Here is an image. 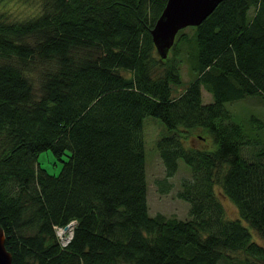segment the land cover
<instances>
[{"label": "trees", "instance_id": "1", "mask_svg": "<svg viewBox=\"0 0 264 264\" xmlns=\"http://www.w3.org/2000/svg\"><path fill=\"white\" fill-rule=\"evenodd\" d=\"M166 1L42 0L35 16L0 18V224L13 264H264L242 222L264 238V141L226 105L264 97V0H222L190 26L195 74L178 95V44L191 38L180 29L161 59L150 29ZM147 114L170 131L157 142L165 178L179 159L191 169L178 193L189 218L149 212ZM193 130L214 147L185 144ZM45 149L58 174L40 165ZM71 221L64 244L57 227Z\"/></svg>", "mask_w": 264, "mask_h": 264}, {"label": "rangeland", "instance_id": "2", "mask_svg": "<svg viewBox=\"0 0 264 264\" xmlns=\"http://www.w3.org/2000/svg\"><path fill=\"white\" fill-rule=\"evenodd\" d=\"M41 5L42 0H0V18L10 21L24 20L39 14ZM254 11L255 7H252L249 14L253 15ZM183 32L187 33L191 39L178 44L182 57L180 73L184 82L179 86H173L175 88L173 89V95H178L183 91L195 74L190 64L192 63L191 61H194V55H191L192 51L195 52L196 50L194 28L187 26ZM161 69L162 67H160ZM202 92L204 102H209L213 99L212 93L206 88H202ZM226 105L232 112L233 120L239 122L252 137L264 141V97L251 95L243 99L229 101ZM143 129L148 183L147 199L150 214L154 215L161 212L167 216L189 218L190 203L178 194L182 189V179L191 176L189 165L179 159V167L176 173L171 177L165 178V166L159 154L157 142L162 136L170 134V131L160 118L150 114L144 117ZM199 134V131L193 130V133H189L185 137V144H195L205 148L214 147L212 137H208L205 141ZM249 148L245 147V151H248ZM37 158L40 165L52 174H58L62 169L63 161L58 159L51 149L40 151ZM62 158L67 159V154H63ZM218 197L229 218L239 217L236 205L223 194L220 187H218ZM242 222L249 227L253 239L264 245V238L249 226L245 220H242Z\"/></svg>", "mask_w": 264, "mask_h": 264}, {"label": "water", "instance_id": "3", "mask_svg": "<svg viewBox=\"0 0 264 264\" xmlns=\"http://www.w3.org/2000/svg\"><path fill=\"white\" fill-rule=\"evenodd\" d=\"M222 0H167L150 33L157 53L164 59L173 46L180 29L199 25ZM65 229L68 225L64 226ZM6 236L0 224V264H13L6 247Z\"/></svg>", "mask_w": 264, "mask_h": 264}, {"label": "built area", "instance_id": "4", "mask_svg": "<svg viewBox=\"0 0 264 264\" xmlns=\"http://www.w3.org/2000/svg\"><path fill=\"white\" fill-rule=\"evenodd\" d=\"M75 221H71L68 224V228L65 229L64 227H57V233L61 239V241L66 244L71 236H72V231H73V227H74Z\"/></svg>", "mask_w": 264, "mask_h": 264}]
</instances>
